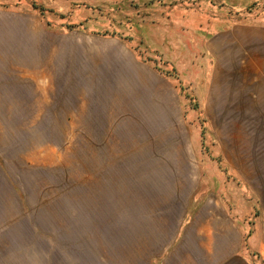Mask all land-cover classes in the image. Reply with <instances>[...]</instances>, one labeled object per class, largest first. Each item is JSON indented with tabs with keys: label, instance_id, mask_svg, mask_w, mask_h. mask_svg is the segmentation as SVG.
I'll return each instance as SVG.
<instances>
[{
	"label": "rangeland",
	"instance_id": "1",
	"mask_svg": "<svg viewBox=\"0 0 264 264\" xmlns=\"http://www.w3.org/2000/svg\"><path fill=\"white\" fill-rule=\"evenodd\" d=\"M0 155L43 250L141 264L160 207L264 264V0H0Z\"/></svg>",
	"mask_w": 264,
	"mask_h": 264
},
{
	"label": "crops",
	"instance_id": "2",
	"mask_svg": "<svg viewBox=\"0 0 264 264\" xmlns=\"http://www.w3.org/2000/svg\"><path fill=\"white\" fill-rule=\"evenodd\" d=\"M5 161L0 155V264H59L58 260L60 264H89L90 259L94 264H110L102 255H91L89 249L73 253L71 244L62 253L43 250L40 244L48 240L42 239L41 225L32 219L41 204L27 203L12 166ZM139 214L141 225H130L124 236L128 245L137 248L141 264H252L242 249L240 230L227 217L195 213L184 219L179 209L167 215L160 207ZM101 221L94 220L98 228ZM112 233L116 239L115 229Z\"/></svg>",
	"mask_w": 264,
	"mask_h": 264
}]
</instances>
